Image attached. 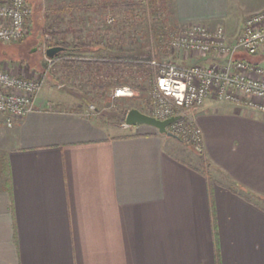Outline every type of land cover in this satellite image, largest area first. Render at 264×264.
<instances>
[{"label":"crops","instance_id":"crops-1","mask_svg":"<svg viewBox=\"0 0 264 264\" xmlns=\"http://www.w3.org/2000/svg\"><path fill=\"white\" fill-rule=\"evenodd\" d=\"M167 4L171 24L221 25L229 40L264 10ZM62 105L40 95L0 128V264H264V112L206 99L191 113L197 153L152 126Z\"/></svg>","mask_w":264,"mask_h":264},{"label":"rangeland","instance_id":"rangeland-1","mask_svg":"<svg viewBox=\"0 0 264 264\" xmlns=\"http://www.w3.org/2000/svg\"><path fill=\"white\" fill-rule=\"evenodd\" d=\"M27 3L31 14L26 18V35L17 42L0 43V68L12 75L40 82L36 99L40 95L63 97V107L74 111L80 108V111L94 113L105 125L124 126V123H120L122 110L127 112L130 108L151 114L154 107V77L148 78L144 72L134 67L127 69L122 66L118 75L124 84L114 89L127 86L134 94L129 97H113L114 89L104 90L93 85L98 81L96 67L86 66V61L101 60L102 56L105 59H110L111 56H133L141 60L150 57L149 64L155 68V74L158 68L152 61L160 64L175 63L180 66L206 65L214 61L213 54L199 56L190 51L179 50L171 47L170 41L193 24L202 25L210 31L221 25L209 28L197 22L187 25L171 24V19L163 17L169 12L167 2L162 4L160 0H27ZM90 3L99 5V8L76 10ZM64 7L72 9L57 11ZM258 12L264 10L255 13ZM111 17L113 21L109 23L108 18ZM62 30H71L67 40L75 36L78 47L82 49L78 53L75 52L74 56H68L70 62L66 66L61 64L59 59L49 61L44 54V49L50 47V35ZM235 57L249 58L264 66V56L237 53ZM100 82L104 83L105 79ZM136 86L141 88H135ZM50 106L53 107L51 104ZM188 114L190 115L189 111L184 110L180 114L184 122ZM178 139L185 146L192 148L181 137Z\"/></svg>","mask_w":264,"mask_h":264},{"label":"built area","instance_id":"built-area-1","mask_svg":"<svg viewBox=\"0 0 264 264\" xmlns=\"http://www.w3.org/2000/svg\"><path fill=\"white\" fill-rule=\"evenodd\" d=\"M30 14L27 0H0V43L24 38L26 18ZM112 21L113 18L108 19V22ZM170 44L173 48L199 56L213 54L214 61L190 66L152 61L158 69L153 78L154 107L149 115L161 120L180 115L183 110L191 115L208 98L264 112V67L244 57H235L237 53L254 56L264 47V12L246 18L242 31L233 40L228 39L221 26L210 31L193 24L172 37ZM39 89L37 80L21 78L0 68V128L12 127L17 119L31 112ZM133 94L134 91L127 86L117 87L112 92L113 97ZM190 115H187L186 122L180 118L170 124L168 130L200 153L202 132Z\"/></svg>","mask_w":264,"mask_h":264},{"label":"trees","instance_id":"trees-1","mask_svg":"<svg viewBox=\"0 0 264 264\" xmlns=\"http://www.w3.org/2000/svg\"><path fill=\"white\" fill-rule=\"evenodd\" d=\"M161 3H166V0H160ZM99 8V5L90 3L88 5H84L83 7H79L76 10H96ZM71 7H64V9H57L58 12H63L64 10H70ZM112 18V17H111ZM109 19V18H108ZM111 23V22H109ZM71 32V30H62L58 31L56 33H52L50 35L48 46H62L65 48L64 51L59 52L56 54L52 59H59L61 61V64L66 66L70 61L68 58L71 56H74L78 51L82 50L77 45V38L73 36L71 40H67V35ZM74 33V32H72ZM57 39V40H56ZM63 56V57H62ZM150 57H147L146 59H138L137 57L133 56H127V57H121V56H111L110 59L102 56L101 60H94V61H86L85 65L88 67L95 66L96 67V78L97 83L93 84L94 86L101 87L102 89H114V87L124 84V82H121L120 76L118 75V72L121 71L120 67H124L127 69L136 68L138 71L144 72L148 78H152L155 76V68L149 64ZM102 79H105L104 83H101L100 81ZM151 80V79H149ZM135 88H141V87H135ZM126 110H122V117L120 120V123H124V117ZM201 160H204L203 156L200 155Z\"/></svg>","mask_w":264,"mask_h":264},{"label":"water","instance_id":"water-1","mask_svg":"<svg viewBox=\"0 0 264 264\" xmlns=\"http://www.w3.org/2000/svg\"><path fill=\"white\" fill-rule=\"evenodd\" d=\"M64 50L65 48L62 46H51L45 50V53L48 58H53L56 54ZM181 117L182 115H173L171 117L161 120L154 116L146 114L137 108H130L125 114L124 124L126 126L148 125L156 128V130L160 134L169 137H176L173 133L168 130V126L176 120L180 119Z\"/></svg>","mask_w":264,"mask_h":264}]
</instances>
